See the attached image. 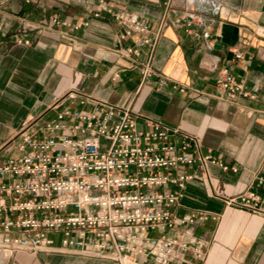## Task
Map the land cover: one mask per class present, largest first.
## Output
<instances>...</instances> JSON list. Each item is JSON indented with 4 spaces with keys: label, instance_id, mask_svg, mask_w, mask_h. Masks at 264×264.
<instances>
[{
    "label": "crops",
    "instance_id": "0c3cea01",
    "mask_svg": "<svg viewBox=\"0 0 264 264\" xmlns=\"http://www.w3.org/2000/svg\"><path fill=\"white\" fill-rule=\"evenodd\" d=\"M118 12L150 26L152 53L150 45L138 58L121 53L140 34L122 38L129 26L114 18ZM85 20L88 25L73 27ZM235 50L243 56L236 58ZM148 59L169 78L167 85H159L157 75L143 77ZM225 65L234 67L248 95L230 99L214 85ZM185 85L197 90L181 91ZM96 99L131 107L143 126L158 120L179 128L203 153L239 167L234 172L210 163L212 182L199 164L187 168L196 175L180 210H204L207 217L181 226L186 239L204 243L203 258L189 243L185 259L264 264V215L224 199L264 175V0H0V149L26 125L54 118L65 106L89 109ZM185 259L173 264H191ZM0 264L121 263L0 250Z\"/></svg>",
    "mask_w": 264,
    "mask_h": 264
},
{
    "label": "built area",
    "instance_id": "2783aa9c",
    "mask_svg": "<svg viewBox=\"0 0 264 264\" xmlns=\"http://www.w3.org/2000/svg\"><path fill=\"white\" fill-rule=\"evenodd\" d=\"M114 18L129 26L122 38L140 34L122 54L138 58L145 45L152 53L156 43L145 21L128 12ZM234 54L243 56L238 50ZM149 59L141 65L143 77L157 75L159 85H167L169 78ZM214 85L230 99L248 95L230 65L223 66ZM139 117L131 107L96 99L89 109L65 106L54 118L26 125L12 153L0 157V250L8 256L61 252L121 264H173L185 259L183 251L192 243L203 258L204 243L181 235V226L207 217L204 210H180L196 175L187 168L199 164L212 182L210 163L234 172L239 167L203 153L198 141L179 128L158 120L143 126ZM224 199L264 215V175Z\"/></svg>",
    "mask_w": 264,
    "mask_h": 264
},
{
    "label": "rangeland",
    "instance_id": "374dc122",
    "mask_svg": "<svg viewBox=\"0 0 264 264\" xmlns=\"http://www.w3.org/2000/svg\"><path fill=\"white\" fill-rule=\"evenodd\" d=\"M18 133L19 132H17V134ZM17 134H16V136L14 138L9 140V142L4 147H2L0 149V152H4L5 151L7 153V155H10L12 153V149L11 148L13 147V144H14L15 138L17 137Z\"/></svg>",
    "mask_w": 264,
    "mask_h": 264
},
{
    "label": "bare ground",
    "instance_id": "6f19581e",
    "mask_svg": "<svg viewBox=\"0 0 264 264\" xmlns=\"http://www.w3.org/2000/svg\"><path fill=\"white\" fill-rule=\"evenodd\" d=\"M125 264H132V263H131V261L128 260L125 262Z\"/></svg>",
    "mask_w": 264,
    "mask_h": 264
}]
</instances>
